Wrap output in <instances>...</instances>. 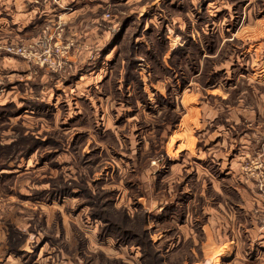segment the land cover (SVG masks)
<instances>
[{"label":"rangeland","instance_id":"374dc122","mask_svg":"<svg viewBox=\"0 0 264 264\" xmlns=\"http://www.w3.org/2000/svg\"><path fill=\"white\" fill-rule=\"evenodd\" d=\"M0 264H264V0H0Z\"/></svg>","mask_w":264,"mask_h":264},{"label":"crops","instance_id":"0c3cea01","mask_svg":"<svg viewBox=\"0 0 264 264\" xmlns=\"http://www.w3.org/2000/svg\"><path fill=\"white\" fill-rule=\"evenodd\" d=\"M246 139V137L244 138V140ZM247 147V146H246ZM249 147V146H248Z\"/></svg>","mask_w":264,"mask_h":264}]
</instances>
